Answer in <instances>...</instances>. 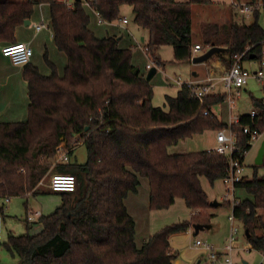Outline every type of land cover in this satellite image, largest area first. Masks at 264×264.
<instances>
[{"label": "trees", "instance_id": "16d2710c", "mask_svg": "<svg viewBox=\"0 0 264 264\" xmlns=\"http://www.w3.org/2000/svg\"><path fill=\"white\" fill-rule=\"evenodd\" d=\"M208 1L93 0L91 6L110 22L120 18L123 5L131 6L135 22L149 32L147 54L161 67L166 64L159 53L164 45L174 47L178 61L193 56L192 5ZM252 1L255 7L247 5L255 10L253 22H212L203 27L204 45L225 47L218 54L228 67L241 54L244 60L263 57L264 27L258 21L257 3L264 5V0ZM43 2L50 3L55 44L66 54L67 65L61 76L48 50L45 59L52 74L44 75L37 66L26 64L28 119L0 121V198L9 197L10 202L13 196L47 192L40 182L62 147L72 155L84 144L88 159L55 166L77 177L76 190L58 192L62 204L36 219L42 220L41 231L9 234L7 241L1 240L3 251L17 261L0 258V264H174L178 253L171 248L170 236L210 220L206 214L210 199L202 179L212 185L223 180L229 162L212 149L171 153L169 148L209 129L231 128L246 154L253 145L252 133L264 129V95L251 94L252 109L229 123L215 111L226 101L224 93L201 101L185 85L176 97H169V110L153 105V86L133 64L132 50L121 48L115 35L98 37L89 27L90 15L81 0L72 6L54 0H0V43L16 41V27ZM245 156L241 154L243 161ZM260 167L264 163L254 165L253 176L236 184L254 200L222 202L249 230L252 248L264 254V216L258 213L264 209ZM142 176L149 179L152 210L168 209L183 198L193 216L192 222L166 225L139 246L136 220L126 200L138 192ZM27 220L36 221H30L28 214Z\"/></svg>", "mask_w": 264, "mask_h": 264}, {"label": "crops", "instance_id": "0c3cea01", "mask_svg": "<svg viewBox=\"0 0 264 264\" xmlns=\"http://www.w3.org/2000/svg\"><path fill=\"white\" fill-rule=\"evenodd\" d=\"M18 1H24V0H18ZM180 1H188V0H180ZM217 4H218L217 0H209L207 3H195L192 5L193 41H194V44H201L203 46V48L200 50L201 52L200 51L195 52L194 56H192L190 59H186L183 61L177 60V61H175V63L182 64V65L187 63V62H191V65H192V63H195L197 65L203 63V62L197 63V62L193 61L194 57L199 56V54H203L207 49H209V48H207L206 45H204V35L202 33V27L204 25L203 19L200 20V22H201L200 33H201L202 40H200V39L197 40L195 38V29H194V26H195L194 15L196 12L195 9H197V7H203V8L207 7L208 8V7H211L214 5L216 6ZM247 4L248 3L241 4L242 7L239 10L241 12L232 10L233 8H230L228 11V14H226L222 18H217L214 16L211 19L209 17L208 18L209 23L214 22V23H217L219 25H223V24H228L229 22H231L233 20L236 22L243 23L240 20L239 16L242 14V12L245 11L243 9V5H247ZM235 5H237V4H235ZM85 6H87V5L84 4V7ZM125 6L132 8L129 5H123L121 8L120 18H118L117 20L112 21V22H105V24L113 27L111 29L114 32L112 34L113 36L114 35L118 36V34H121L120 37H118L120 40L119 46L121 48H128V46H129L127 43L123 44V40H124L123 32H128L129 35H131L134 38L135 44H136L135 46L141 47L142 51L144 52V54L147 57L148 54L145 50V46L149 42V38H150L149 32H148V30L139 26L135 22V13L132 10V12L131 11L130 12H131V14H133L132 19H133L134 25H135V28H133V29H135V31H138L140 33L141 38L139 36L135 35V33L132 31L131 26H130V22H131L130 18L131 17L129 18L128 15H122V12H124ZM88 8L97 17V15L94 11L95 9H93V7H91V6H89ZM85 9H86V7H85ZM241 17H243V15ZM124 18L128 19V21L126 23L123 21ZM28 19L30 20V23L26 24L25 23L26 20L23 23V24H26V26H28V31L22 30L21 32H19L17 34L15 33V39H16V41L28 42L33 47L34 54L31 58L29 64L37 66L42 74L50 75L51 74V68H49V66L45 63V61H43L41 59V57L39 55L40 50L42 51L43 48H46L48 51H50L54 48L57 49V46L55 44V39H54V30L52 27L50 3L43 2V3L36 5L32 16ZM47 19L49 20L48 23H46ZM96 19L98 21V17ZM42 22L45 23V26L41 29H37V25L42 23ZM97 23H100V22L98 21ZM100 24H103V23H100ZM19 27H17V30ZM89 27H90V24H89ZM90 29H92V28H90ZM108 31L110 32V30H108ZM109 35H111V34H109ZM7 43H10V41H2L0 43V119H1L0 121H10V122L11 121H13V122L14 121H26L28 119L29 105H30L28 81L26 80V78L24 76L26 64H24V65L23 64H15L9 57H6L3 55L2 47ZM162 47L160 48L159 53H160L161 57L163 58ZM215 55H217V53ZM66 58H67V56H66ZM148 58H149V56H148ZM211 58L209 60H212ZM175 59H176V57H175ZM219 59L220 60L217 59V61H214L212 63V66H210L209 68L206 67V65H208V60L205 61L204 73L203 72L201 73V71H199L198 69H194L193 76H191V77L189 76V77H187V79H183L180 76L178 78H174V76H169L168 77L169 81H170V83H173V82L177 83L178 79H180L182 81H190V80L199 81L200 79H203L207 74H209V72L211 70H214L218 73H221L223 71V69L227 68V67L223 68V66L221 65L222 59L221 58H219ZM173 60L174 59H171V61H173ZM251 60H252V58L250 60L244 61V64L246 67H248V68L252 67ZM63 64H65V63H63ZM148 64H151L150 68L148 67ZM185 65L186 66H184L185 67L184 69H188L189 66L187 64H185ZM153 66H156L157 71H158L159 67L155 63L148 62L147 63L148 71L144 72L142 74L147 76L149 70ZM63 74H64V72L61 74V76ZM220 91L222 92L223 90H220ZM244 92L254 94V90L250 89L249 83L245 86V88L243 90V94H244ZM169 94H171V93H169ZM243 94H242V96H243ZM240 99H242V97ZM239 100H238L237 106H235L234 108H230L229 104H228L229 122L234 120L240 113L248 112L252 109L251 108L248 111H242V112L237 114L236 110L240 107L239 106ZM225 102H227V101H225ZM240 105H241V107L244 106L241 103H240ZM219 106H220V104L217 105V107H219ZM216 110L217 109H215V111ZM263 137H264V135L262 136V138ZM186 140L181 141L178 145H181V143H184ZM263 141H264V139L262 140V142ZM72 155L69 154V156H70L69 160L72 158ZM256 157H257V155H256ZM255 160H256V158H255ZM68 161H66V162H68ZM244 164H245V174L247 175V178H251L254 174V168H248V166L245 163V160H244ZM255 165H258V164H256V162H255ZM51 171H52V169H51ZM259 174H263L262 170H260V169H259ZM42 189H44L48 192H52V190H50L48 187H47V189L46 188H42ZM235 194H236V190H235ZM221 197H219V198H221ZM237 198L240 199L239 197H237ZM209 199L211 202V201H215L217 198L214 199L213 197H211L209 195ZM249 199L254 200V196L251 194V198H249ZM240 200H242V199H240ZM217 201L219 202V204H217V205H213L210 203V207L206 211V214H208L210 216V220L207 223L202 224L203 225L202 229H199V231H196V228L194 226H192V224H191L187 230L177 232V233H173L170 236L171 248L178 253L177 259H175L173 261L174 264H226L224 259H225V256H229V255H231L232 258L236 262H239L240 261V260L238 261V258L240 255L239 252H241L242 250L246 251L249 249V247H246V246L240 247L238 245L237 246L235 245L236 241H238V239H239V233H237V239L234 243V249L232 251H229V252L226 250L225 247H226V244L228 243V238H229L230 232L232 231L233 225L236 226V222H237L236 218L237 217L234 219V221H232L229 218V215H228V218H224V211L223 210L225 207L228 208V206L225 205L222 202V200H220V199L219 200L217 199ZM0 202H1V204H0V210H1V207L5 203V198H0ZM59 202L60 201H58L56 203V204H58L57 206L60 205ZM126 203H127L129 212L132 214V216L136 220V231H137L136 232V242L139 246L143 245V243L145 241H147L151 235H153L155 232L161 230L166 225L173 224V223H179L181 221H189V222L191 221L192 222L191 219L193 216V212L189 207H188L189 210L186 213L187 217H183L184 219H173L175 221H173L171 223H166L165 221L161 222L164 218H163V214L158 212L160 210H152L150 208V183H149V179L147 177H144V176L141 177V185L139 187L138 192L130 193L127 200H126ZM52 208L53 207L49 208L50 211L53 210ZM31 209H34V208H31ZM9 210H10V207H9ZM40 210L43 212V210L41 208H40ZM231 213H233L232 209H231ZM237 219L242 223V221L239 218H237ZM236 227L239 228V226H236ZM239 232H240V230H239ZM245 233H246V231H245ZM197 238H202V239L208 240L209 242L215 244V246L217 247V249L220 253V259L216 262H213L210 259L209 251L206 248H204L202 246L195 245V240ZM247 238L248 237L246 235L247 243L251 246V244L249 243ZM251 250H255V249L250 248V251ZM255 251L260 252L259 250H255ZM5 255H6V253H4V251L2 250L0 253L1 260L4 259ZM242 263L243 264H251L250 260L247 257H242Z\"/></svg>", "mask_w": 264, "mask_h": 264}, {"label": "rangeland", "instance_id": "374dc122", "mask_svg": "<svg viewBox=\"0 0 264 264\" xmlns=\"http://www.w3.org/2000/svg\"><path fill=\"white\" fill-rule=\"evenodd\" d=\"M218 4L215 6L211 7H197L195 15H194V21H195V38L198 40H202L201 38V33H200V25L201 22L200 20H204V25L209 24L208 18L210 17H217V18H222L226 14H228V11L230 8H233L232 10L239 11L241 9V4H246V3H253L252 0H217ZM237 4V5H235ZM259 4L258 6V21L260 24L264 26V5L262 3H257ZM254 6V3L252 4ZM252 6V7H253ZM86 11L90 15V28H92V31L98 36V37H104L107 34H113L114 32L111 30L113 27L106 25L105 23L100 24L97 23V17L95 16L94 13L88 8L89 6H85ZM255 7V6H254ZM132 8L125 6L124 7V12H122V15H128L131 22L130 26L132 31L135 33V35L140 36V33L138 31H135V25L134 21L132 19L133 14ZM131 11V12H130ZM134 12V11H133ZM241 12V11H239ZM50 14V13H49ZM243 15V17H241ZM256 14L254 8H251L249 11H244L242 14L239 16L240 20L243 23H251L255 20ZM48 19L46 20V23H48ZM206 23V24H205ZM211 23V22H210ZM20 26V27H19ZM17 27L18 30H17ZM16 27L15 33H19L22 30L28 31V26L26 24H21ZM202 27V30H203ZM110 30V32L108 31ZM124 34V40L123 44L127 43L129 46L127 49L132 50V62L133 64L141 71V73L147 72V63L150 62L152 63L153 60L148 56L144 54L142 51L141 47L135 46V40L134 38L129 35L128 32H123ZM121 34H118L117 37H120ZM120 41V40H119ZM24 42V41H23ZM130 47V48H129ZM54 48V47H53ZM210 48V47H207ZM46 48H43V50L39 52V55L43 61L51 68V74L53 72L52 67L48 64V62L45 59V53H46ZM208 50V49H207ZM200 51V50H199ZM201 52V51H200ZM203 53V52H202ZM201 55V54H199ZM162 56L163 59L166 60V64L164 66H158V71L156 75L150 80L151 85L153 86L154 94L152 98V103L155 106H159L163 108L165 111L170 109V103H169V97H176L180 90L182 89V86L177 84V83H170L169 81V76H174V78H178L179 76L183 79H187V77L193 76V71L194 69H198L201 71V73H204V64L205 62L197 65L195 63L187 62L189 67L188 69H184L186 66L185 64H177L175 61V51L174 47L171 45H165L162 47ZM48 57L49 59L54 62V64L57 67L58 73L61 75L64 72V68L67 64V58L66 55L60 51L58 48H54L50 51H48ZM221 58L220 54L217 53V55H214L211 59L208 60V65L206 67L212 66V63L214 61L220 60ZM171 59H174L171 61ZM65 63V64H63ZM221 65L224 67H228L227 64L222 60ZM249 87L250 89L254 90V96L255 97H262L263 96V91L261 90L260 85H258V82L256 79L251 78L249 80ZM164 86V87H163ZM219 90H223V87L220 86ZM171 93V94H169ZM251 94L244 92L242 99L239 100V106L241 107L240 103L244 106L241 108L239 107L236 110V113H240L242 111H248L252 108L253 103L251 99ZM217 109V114L220 116V118L229 123V109H228V103L223 101L220 103L219 107H215ZM1 120V119H0ZM216 131L215 130H206L204 133L194 135L191 138H188L184 143H181V145H173L169 148V151L171 153H178V152H192V151H199V150H204V149H212L216 146ZM264 137H260L258 140H255L253 142V146L251 150L246 154L245 156V163L248 166V168H254L255 165V158L258 153V150L261 146L262 140ZM88 159V150L84 144H80L79 146L76 147L71 161L76 162V163H85ZM251 170V169H250ZM260 170H262V173L264 174V167H261ZM56 170L55 164L52 165V172L54 173ZM46 175L43 180L44 183L48 184L50 181L51 174ZM203 187L205 191L214 199L217 198L218 200L221 198L222 195L225 194L226 192V184L223 182V180H218L215 182L214 185H212L206 178L202 179ZM42 185V184H40ZM39 186V184H38ZM41 188H46V186H39ZM236 195L242 200H246L251 198V194L247 191L246 188L244 187H237L236 188ZM61 193L58 192H40L36 195H30L28 197L24 196H13L11 198V201L9 203H6L4 205V212H3V235L4 239L3 242L7 241L9 238V234H14V235H22L26 234L27 232L31 233H38L39 231L42 230L43 228V223L41 219H38L32 223H29L27 220V214H28V208H34V209H42L43 214L47 215L51 212H53L57 205L56 204L58 201L59 203L62 204V199H61ZM216 199V200H217ZM252 200V199H250ZM1 204V202H0ZM28 206V208H27ZM10 207V210H9ZM53 207L50 211L49 208ZM188 206L186 205V202L183 198H177V201L174 205H172L169 209H164L160 210L158 212L163 214V220L161 222H166V223H171L175 220L173 219H184L183 217H187L186 213L188 212ZM224 218H230L231 215V207L229 206L228 208H224ZM259 214H263L264 216V209L260 208L258 209ZM168 221V222H167ZM236 226H239L238 230L239 232V239L236 241L235 245L240 246V247H249L248 250L244 251L242 250L239 255L238 261L239 263H242V257H247L251 264H264V255L261 252L251 250L252 248L246 240V227L244 223L240 222L236 218ZM3 250V248L0 246V253ZM6 255L4 256V259L2 260L3 262H16L17 260L13 258L6 250L4 251ZM235 253V252H234ZM243 264V263H242Z\"/></svg>", "mask_w": 264, "mask_h": 264}, {"label": "built area", "instance_id": "2783aa9c", "mask_svg": "<svg viewBox=\"0 0 264 264\" xmlns=\"http://www.w3.org/2000/svg\"><path fill=\"white\" fill-rule=\"evenodd\" d=\"M54 1L66 3L69 6H72L75 3V0ZM81 1H83L85 5L91 6L93 0ZM243 9L245 11H249L251 10V7H249L248 5H243ZM94 11L100 23L110 22L105 20L96 9ZM123 21L126 23L128 19L124 18ZM44 26L45 23L42 22L37 25V29H41ZM202 48L203 46L201 44H194L193 56L195 52L201 50ZM262 48L263 57L259 61L252 59L251 68L245 66V60L243 59V54H241L235 58L231 66L224 68L221 73L211 70L209 74H207L203 79H200L199 81H182L178 79L177 83L181 86L187 85L191 89L193 95L201 101H203L207 96L224 93L226 94V101L228 102L229 107L234 108L235 106H237L238 100L242 97L243 90L251 78L257 80L258 85H260L264 95V40ZM145 50L147 52V46H145ZM2 53L4 56L9 57L15 64L24 65L30 62L34 54V50L28 42L15 41L5 44L2 47ZM148 67L150 68L151 64H148ZM220 86L223 87L222 92L219 90ZM251 113L253 116L256 115V110L253 109ZM244 130L246 132H250L249 127H246ZM263 135L264 129L263 131H256L252 133V144L255 140H258ZM69 150L70 149L65 150L62 147L60 153H58L52 159L53 165L55 164L56 166L59 163L68 161ZM212 150L223 153L227 157V160L229 162L227 174L223 179V182L226 184L227 188L225 194L221 197V200L223 202L230 201L232 204H235L239 200L235 194L236 184L240 181H244L247 178V175L245 174V164L241 157V154L246 155L247 153L245 154L242 152L240 146L238 145V135L231 128H225L216 132V146L212 148ZM236 153H238V155ZM50 174L51 177L49 183L46 184L44 183V180H42L40 182V184H42L41 186H46L54 192H72L76 190L78 181L77 177L74 174L64 173L60 171H55L54 173ZM5 201L8 202L9 197H6ZM42 215L43 212L40 209L30 210L28 212V219L30 221H34ZM235 218V215L231 213L230 219L234 221ZM237 233H239V230L235 225H233L232 231L230 232L228 238V243L225 247L228 252L234 249V243L237 239ZM3 239V214L0 211V241ZM195 245L206 248L209 251L210 259L213 262H216L220 259V253L217 247L215 246V244L209 242L208 240L197 238L195 240ZM225 262L226 264H237L233 260L231 255L225 257Z\"/></svg>", "mask_w": 264, "mask_h": 264}, {"label": "water", "instance_id": "95a60500", "mask_svg": "<svg viewBox=\"0 0 264 264\" xmlns=\"http://www.w3.org/2000/svg\"><path fill=\"white\" fill-rule=\"evenodd\" d=\"M77 1H80V0H77ZM25 23L26 24L30 23V20L26 19ZM223 51H226L225 47L218 46V45H213L208 50H206L203 54L194 57L193 61L197 62V63L205 62V61L209 60L216 53L223 52ZM156 72H157V67L153 66L149 70V72H148V74L146 76V79L150 81L152 79V77L156 74ZM255 162L258 165H262L264 163V141L262 142V144H261V146L259 148V151H258V154H257ZM210 203L213 204V205L219 204V202L217 200L211 201ZM194 227L196 228V231H199V229L203 228V225L202 224H194ZM246 235H247V237L250 236V232H249L248 229H246Z\"/></svg>", "mask_w": 264, "mask_h": 264}]
</instances>
